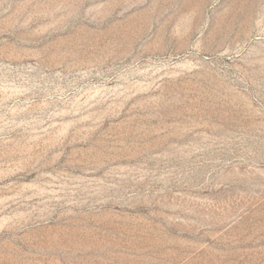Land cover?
<instances>
[{
	"label": "rangeland",
	"instance_id": "1",
	"mask_svg": "<svg viewBox=\"0 0 264 264\" xmlns=\"http://www.w3.org/2000/svg\"><path fill=\"white\" fill-rule=\"evenodd\" d=\"M0 264H264V0H0Z\"/></svg>",
	"mask_w": 264,
	"mask_h": 264
}]
</instances>
